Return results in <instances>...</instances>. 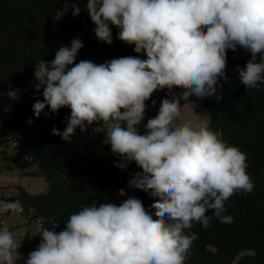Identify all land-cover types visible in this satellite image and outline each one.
<instances>
[{
    "label": "clouds",
    "instance_id": "9594fccd",
    "mask_svg": "<svg viewBox=\"0 0 264 264\" xmlns=\"http://www.w3.org/2000/svg\"><path fill=\"white\" fill-rule=\"evenodd\" d=\"M81 10L72 5L74 17ZM67 11L65 0L55 19ZM86 11L98 40L111 45L114 26L118 39L146 59L77 63L84 45L72 39L50 62H36L34 87L43 89V101L34 103V116L46 107L53 114L70 109L63 132L53 126L51 133L66 142L77 128L85 132L96 125L93 132L103 133V144L120 158L116 167L135 163L142 170L128 187L155 198L154 215L134 196L120 204L93 202L71 214L64 230L42 228L26 260L18 251L20 232L0 227V264H185L198 238L188 231L193 224L208 228L213 216L231 224L225 202L252 192L254 182L246 154L208 125L210 117L181 121V101L215 96L220 78L228 80L227 50L238 47L251 54L245 67L236 68L241 83L246 90L264 85V0H87ZM173 88L182 92L162 99L141 132L146 101ZM18 91L6 95L18 100ZM0 211L21 213L23 206L6 202Z\"/></svg>",
    "mask_w": 264,
    "mask_h": 264
},
{
    "label": "trees",
    "instance_id": "16d2710c",
    "mask_svg": "<svg viewBox=\"0 0 264 264\" xmlns=\"http://www.w3.org/2000/svg\"><path fill=\"white\" fill-rule=\"evenodd\" d=\"M67 3L68 11L55 19L65 0H0V92L19 90V99L0 130V148L12 146L15 164L28 175L43 177L47 183L44 192L28 193L19 187L18 194L5 199L21 202L28 214L25 222L39 220L41 229L56 232L64 230L71 214L92 202L97 206L104 203L105 191L126 189L132 174L142 171L135 163L124 170L116 167L120 158L111 152L110 145L103 144V133L93 132L96 125L85 132L77 128L71 142L52 135L53 126L61 132L66 128L70 109L62 108L53 114L46 107L39 118L34 116V103L43 101V89L37 92L34 87L36 62H50L60 47H70L72 39L79 38L84 45L77 54V63L91 60L100 64L124 56L146 59L145 53L134 51V45L118 39L119 29L114 26L111 45L98 40L86 11L87 0ZM73 4L82 9L75 17ZM249 59L251 54L243 48L227 50L228 80L220 78L218 93L181 101L182 106L198 100L209 109L208 125L222 132L229 145L246 154L247 172L254 182L252 192H238L225 202V215L233 217L231 224L220 223L214 216L208 228L193 224L188 231L198 238L185 264H264V85L258 90H246L236 70L238 65L245 67ZM158 92L171 99L182 89ZM216 96L221 98L217 100ZM153 101L152 97L146 101V113L160 106L156 101L153 106ZM146 113L141 132L147 119L154 117ZM132 194L154 215L151 205L155 198L139 189Z\"/></svg>",
    "mask_w": 264,
    "mask_h": 264
},
{
    "label": "crops",
    "instance_id": "0c3cea01",
    "mask_svg": "<svg viewBox=\"0 0 264 264\" xmlns=\"http://www.w3.org/2000/svg\"><path fill=\"white\" fill-rule=\"evenodd\" d=\"M14 103L15 100L9 98L6 93L0 95V113L5 119L10 117ZM12 150L10 147L0 148V209L7 202L5 197L18 194L19 187H22L28 193L44 191L47 187V185H42L41 181H38L41 176L28 175L15 164V153ZM32 178L36 179L32 180ZM36 186H39V190H35ZM114 192L118 193V191ZM27 217L28 214L24 211L21 213L0 211V227H8L12 231L20 232L18 240L21 241V245L18 251L23 255L25 260L28 254L35 250L41 241L39 233L41 230L40 221L25 222ZM17 264H24V261H18Z\"/></svg>",
    "mask_w": 264,
    "mask_h": 264
},
{
    "label": "rangeland",
    "instance_id": "374dc122",
    "mask_svg": "<svg viewBox=\"0 0 264 264\" xmlns=\"http://www.w3.org/2000/svg\"><path fill=\"white\" fill-rule=\"evenodd\" d=\"M152 98H153L154 101L161 103L162 99L167 98V97L162 95V94H160L158 91H156V92L153 93ZM159 107L147 112L146 114H150V115L155 116L158 113ZM205 116H208V117L210 116L209 109L207 107H205L198 100L192 101V103L189 102V103L181 106V117H180L181 121H185V120H196V121H199L202 117H205ZM206 122L208 123L209 119H207ZM7 147H10L11 149H13L12 146H7ZM3 148H5V147H3ZM12 152L15 153V150L13 149ZM132 176H133V174H132ZM132 176H131V179H132ZM35 179L36 178H32V180H35ZM39 179L40 180H38V181H41L42 185H47V183L44 180V178L40 177ZM43 183H45V184H43ZM35 190H39V186H36ZM45 190H47V187H46ZM133 190L134 189H130L128 187V184L126 186L125 195L124 196H121V195H119L118 193H116L114 191H108L107 190V191L104 192V196H103L104 203L111 202V203L120 204L121 202L126 200L128 197H133V194H132ZM44 191H36V193L44 192Z\"/></svg>",
    "mask_w": 264,
    "mask_h": 264
},
{
    "label": "built area",
    "instance_id": "2783aa9c",
    "mask_svg": "<svg viewBox=\"0 0 264 264\" xmlns=\"http://www.w3.org/2000/svg\"><path fill=\"white\" fill-rule=\"evenodd\" d=\"M4 122H5V117L0 113V130L2 129Z\"/></svg>",
    "mask_w": 264,
    "mask_h": 264
},
{
    "label": "bare ground",
    "instance_id": "6f19581e",
    "mask_svg": "<svg viewBox=\"0 0 264 264\" xmlns=\"http://www.w3.org/2000/svg\"><path fill=\"white\" fill-rule=\"evenodd\" d=\"M120 189H124V188H120ZM120 189H118V194H119V190H120ZM124 190H125V189H124Z\"/></svg>",
    "mask_w": 264,
    "mask_h": 264
},
{
    "label": "water",
    "instance_id": "95a60500",
    "mask_svg": "<svg viewBox=\"0 0 264 264\" xmlns=\"http://www.w3.org/2000/svg\"><path fill=\"white\" fill-rule=\"evenodd\" d=\"M9 123V122H8Z\"/></svg>",
    "mask_w": 264,
    "mask_h": 264
}]
</instances>
